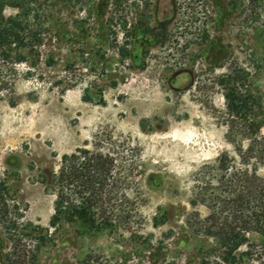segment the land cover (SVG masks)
Segmentation results:
<instances>
[{
	"label": "rangeland",
	"instance_id": "rangeland-1",
	"mask_svg": "<svg viewBox=\"0 0 264 264\" xmlns=\"http://www.w3.org/2000/svg\"><path fill=\"white\" fill-rule=\"evenodd\" d=\"M6 2L43 44L11 71L17 103L0 101V264H264L197 231L208 208L192 203L201 167L236 157L229 126L264 119V0ZM101 131L140 150L130 221L52 226L42 178Z\"/></svg>",
	"mask_w": 264,
	"mask_h": 264
},
{
	"label": "trees",
	"instance_id": "trees-1",
	"mask_svg": "<svg viewBox=\"0 0 264 264\" xmlns=\"http://www.w3.org/2000/svg\"><path fill=\"white\" fill-rule=\"evenodd\" d=\"M6 4L0 0V58L4 65L0 70V101L10 94L7 100L14 106L16 74L11 71L16 63L26 61V50L35 51L43 44V38L42 32L20 15L5 16ZM225 96L230 98V94ZM233 101L240 102L238 110L243 108L241 97ZM250 119L249 129L229 126L226 137L233 143L236 157L222 152L215 164L201 167L192 203L208 208L197 231L214 237L225 254L246 245L248 254L259 257L264 256V177L258 172L264 163V137L260 134L264 119ZM243 139L249 140L246 147ZM90 144L63 154L58 170L50 178H42L56 196L52 226L80 220L92 228L109 227L118 222L127 224L132 217L127 189L133 176L141 173L139 148L129 137L105 131L95 134ZM8 193L0 177V206L5 207Z\"/></svg>",
	"mask_w": 264,
	"mask_h": 264
}]
</instances>
